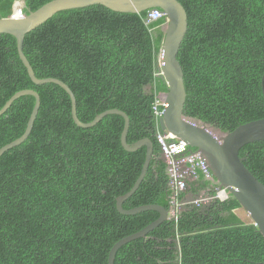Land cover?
Returning a JSON list of instances; mask_svg holds the SVG:
<instances>
[{"label":"trees","instance_id":"trees-1","mask_svg":"<svg viewBox=\"0 0 264 264\" xmlns=\"http://www.w3.org/2000/svg\"><path fill=\"white\" fill-rule=\"evenodd\" d=\"M14 1L0 0V17L12 13ZM49 1L26 0L24 12ZM179 1L188 15L178 53L185 116L226 132L264 118V0ZM147 14L103 5L63 10L29 32L23 48L38 78L69 85L81 121L118 108L130 117L129 144L153 141L149 169L125 209L170 208L154 110L168 93L158 70L163 20L147 24ZM23 89L36 90L41 106L28 138L0 158V264H108L117 241L160 216L117 209V198L141 173L146 147L124 149L125 120L117 114L89 128L77 126L66 90L56 83L35 84L16 38L0 34V109ZM35 101L21 96L0 116V148L24 134ZM240 157L264 183V141L245 145ZM197 183L201 190L210 182L199 177ZM202 206L207 207L182 211L177 221L170 216L146 237L125 244L114 264H264V235L240 217L233 195Z\"/></svg>","mask_w":264,"mask_h":264},{"label":"water","instance_id":"water-1","mask_svg":"<svg viewBox=\"0 0 264 264\" xmlns=\"http://www.w3.org/2000/svg\"><path fill=\"white\" fill-rule=\"evenodd\" d=\"M23 2L25 3V0ZM92 5H103L111 10L125 13H142L155 8L160 9L168 17L158 61V70L168 85L163 116L159 119L160 127L185 140L191 147L198 149L209 163L216 179L239 201L255 226L264 235V183L247 168L240 157L242 147L252 142L264 141V118L241 124L233 131L223 133L214 126L198 123L185 116L184 107L187 92L178 53L188 31V15L181 2L179 0H51L22 17L16 15L0 17V34H10L16 38L19 56L35 84L56 83L66 90L71 98L72 117L77 126L89 128L96 125L105 116L117 114L125 120L121 135L124 149L134 152L143 146L146 147V159L141 173L131 190L117 198V209L125 215L154 210L159 212L160 216L141 230L117 241L109 252L108 264H114L116 254L122 246L133 240L146 237L169 216L168 209L159 204H145L131 209L123 207V203L137 191L149 169L154 151L153 141L149 138H142L129 144L127 135L130 117L125 111L118 108L106 110L90 122L81 121L77 115L76 96L69 85L58 78H38L23 50L25 36L56 13ZM24 95H32L36 100L27 128L20 138L0 148V158L6 151L24 142L33 129L41 106L40 94L34 89H23L16 92L0 109V116L11 107L15 100Z\"/></svg>","mask_w":264,"mask_h":264},{"label":"built area","instance_id":"built-area-1","mask_svg":"<svg viewBox=\"0 0 264 264\" xmlns=\"http://www.w3.org/2000/svg\"><path fill=\"white\" fill-rule=\"evenodd\" d=\"M162 17V13L156 9L149 13L148 22L156 21ZM160 73V72H159ZM164 103L157 102L154 107L155 113L161 116L162 111L159 112L157 108ZM158 142L161 145L162 153L165 156L168 173L170 176L169 188L171 192L170 207L171 216L175 221L178 220L180 211L192 205L208 204L209 202L220 199L225 200L228 196L224 189H218L216 195L204 193L196 198H179L182 192L188 188L189 180H196L198 171L205 175L206 179L211 178V170L207 160L199 153H191L187 157H181V153L186 149V143L183 141L168 143V135L159 134Z\"/></svg>","mask_w":264,"mask_h":264},{"label":"clouds","instance_id":"clouds-1","mask_svg":"<svg viewBox=\"0 0 264 264\" xmlns=\"http://www.w3.org/2000/svg\"><path fill=\"white\" fill-rule=\"evenodd\" d=\"M21 1L23 2V0H15L14 1V3H13V6H12V13L11 14H9V15H7V16H10V15H16V16H18V17H22V16H24L25 14H27V13H25L24 12V8H25V3L23 2V7H22V9L20 10V14H18L16 11H15V5H16V3H18V2H20V4H21ZM26 1V0H25ZM155 9V8H154ZM154 9H152V10H154ZM152 10H150V11H148V14H147V21H146V23L147 24H150V23H152V22H156V21H159V20H163V23L160 25V27H161V29L163 30V32H165L164 31V29H163V26L165 27V25H167V21L169 20L168 19V17L165 15V13H163V12H161L160 11V9H156V10H158V11H160L161 13H162V17L160 18V19H158V20H156V21H152V22H148V17H149V13L152 11ZM4 17H6V16H4ZM160 55V54H159ZM158 61H159V59H158ZM160 74V73H159ZM161 75V74H160ZM166 81V80H165ZM162 103H165V101L164 102H162ZM163 108H164V105H163ZM162 112H163V109H162ZM163 116V114L161 115V116H159V119L161 118ZM208 125V124H207ZM209 126H213V125H209ZM214 127H216V126H214ZM159 128H160V131L159 132H157L156 133V139H157V142H158V135L159 134H162V135H168L169 136V138L167 139V142L168 143H171V142H179V141H183V142H185L186 143V149H185V151H183L180 155H181V157L183 158V157H187L188 155H190L191 153H199L201 156H203L199 151H198V149L197 150H192V148H195V147H191L185 140H183V139H181V138H178V137H176V136H174L171 132H169L168 130H166V131H164V130H162L161 129V127H160V123H159ZM216 128H218V127H216ZM219 129V128H218ZM221 130V129H220ZM223 133L224 132H226V131H223V130H221ZM228 132V131H227ZM150 139V138H149ZM158 145H159V148H160V151H161V158L166 162V159H165V156H164V154L162 153V149H161V145H160V143L158 142ZM209 164V163H208ZM166 170H167V168H168V165H167V162H166ZM210 166V165H209ZM210 170H211V167H210ZM167 174H168V177H169V181H168V183L170 182V176H169V173H168V170H167ZM199 177H202V179H203V181H205V182H210L209 184H207L204 188L205 189H201V190H199V188H200V186H199V184L197 183V181H198V179H199ZM218 189H224L225 190V192H226V194H227V198L225 199V201L226 200H228L229 198H230V196L232 195L225 187H223L221 184H220V182L218 181V179H216V177L214 176V174H213V172H212V170H211V178H209V179H206L205 178V175L202 173V172H200V171H198V177H197V179L196 180H189L188 181V188H187V190L185 191V192H182V193H184L185 195L183 196V197H181V198H187V197H189V198H196V197H199V196H201L202 194H204V193H209V194H211L212 193V191L214 190V192L211 194V195H216V193H217V191H218ZM181 193V194H182ZM180 196V195H179ZM170 198H171V196H170ZM180 198V197H179ZM180 198V199H181ZM215 200H220V199H215ZM215 200H213V201H211V202H209L208 204H205V205H211ZM220 201H222V200H220ZM224 201V200H223ZM169 205H170V200H169ZM202 205H204V204H201V205H199V206H197V205H192V206H189V207H185V208H183L181 211H180V213H182V211H184V210H187V209H192V208H194V207H197V208H203V209H205V207H207V206H202ZM242 207V206H241ZM168 213H169V216L168 217H170L171 216V207L168 209ZM180 213L178 214V216L180 215ZM172 217V216H171Z\"/></svg>","mask_w":264,"mask_h":264},{"label":"rangeland","instance_id":"rangeland-1","mask_svg":"<svg viewBox=\"0 0 264 264\" xmlns=\"http://www.w3.org/2000/svg\"><path fill=\"white\" fill-rule=\"evenodd\" d=\"M22 7H23V2H21V9H22ZM163 29H165L164 26H163ZM153 88L154 87L151 86V85L147 86L146 87V92H148V93L152 92L153 91ZM237 213L240 215V217L243 220H245V221H252L250 215L245 211V209L241 208L240 210L237 211Z\"/></svg>","mask_w":264,"mask_h":264},{"label":"bare ground","instance_id":"bare-ground-1","mask_svg":"<svg viewBox=\"0 0 264 264\" xmlns=\"http://www.w3.org/2000/svg\"><path fill=\"white\" fill-rule=\"evenodd\" d=\"M22 2V1H21ZM20 10H21V4H20V2H18V3H16V5H15V11L18 13V14H20Z\"/></svg>","mask_w":264,"mask_h":264}]
</instances>
